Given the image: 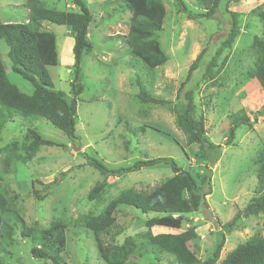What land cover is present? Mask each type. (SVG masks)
<instances>
[{
    "label": "rangeland",
    "instance_id": "rangeland-1",
    "mask_svg": "<svg viewBox=\"0 0 264 264\" xmlns=\"http://www.w3.org/2000/svg\"><path fill=\"white\" fill-rule=\"evenodd\" d=\"M80 1L92 18L87 31L91 49L81 57L76 81L82 92L76 98L75 140L42 118L27 121L17 118L5 126L0 146L13 141L20 143L28 128L60 146L41 147L25 165L0 160L5 178L2 186L14 209L31 227L45 229L59 220L68 225L62 253L65 264H105L98 256L93 236L81 227L78 219L90 212H101L124 189L149 188L173 174L168 165L158 164L104 179L87 165V160L95 159L107 169L118 170L143 158L169 157L195 178L198 187L205 189L206 205L197 213L186 215L183 222L174 219V228L151 231L144 227V222L160 215L118 207L117 228L103 236V243L108 247L126 240L134 242L137 249L125 264H180L172 255L149 244V237L156 234L191 230L194 240L190 247L201 261L209 258L223 241L217 264L251 237L264 238V218L242 214L249 200L258 195L255 160L264 150V91L247 74L254 62L249 46L253 37L264 34L252 11L264 10V0H222L209 19L197 16L203 11L195 6L194 0H182L186 12H178L174 0H161L166 16L155 38L168 60L154 72L130 55L124 38L130 13L121 0ZM25 3L26 0H0V24L25 23ZM41 6L59 12H78L72 0H43ZM228 11L238 14V36L216 80L206 82L203 79L206 66L231 28ZM40 25L36 30L54 34L59 55V64L47 67L53 90L70 99V86L75 78L73 39L65 26L46 22ZM200 53L198 68L189 75V67ZM0 57L9 80L25 94H31V84L12 71L4 42H0ZM148 82L150 93L168 104L140 103L137 99L140 85ZM186 95L192 98L198 115L204 119L209 142L221 147L213 166L199 159L198 145L188 146L187 136L178 126L177 110L185 105ZM140 127H144L143 132H139ZM230 129H233L231 139ZM35 180L50 187L44 191L35 182L32 186ZM102 181L106 182L105 194L101 200L90 202L88 192ZM36 191L43 200L36 198ZM30 249L29 241L17 238L7 248L8 254L1 257L6 264H45L33 259Z\"/></svg>",
    "mask_w": 264,
    "mask_h": 264
},
{
    "label": "trees",
    "instance_id": "trees-1",
    "mask_svg": "<svg viewBox=\"0 0 264 264\" xmlns=\"http://www.w3.org/2000/svg\"><path fill=\"white\" fill-rule=\"evenodd\" d=\"M43 0H26L25 8L27 20L23 24H0V42L7 47V57L12 63V71L32 86L31 94H25L17 85L12 83L7 75L6 68L0 57V136L8 123L15 119L34 120L42 118L53 127L61 131L70 140L74 137V121L77 109L76 98L81 94L82 87L76 84L80 73L81 57L90 52L87 41L88 26L92 21L88 9L80 0H72L78 9L73 11H55L41 6ZM129 11L127 33L124 36L130 48L132 59L139 60L147 70L154 72L163 66L168 58L162 51L159 41L155 38L157 32L162 30L166 10L161 0H121ZM178 12H186L182 0H174ZM222 0H194L195 6L203 11L198 17L209 19L213 16ZM258 1V0H257ZM262 25L264 32V10L252 11ZM231 28L226 38L220 43L209 60L203 79L214 82L228 60V54L238 36V14L229 12ZM65 26L69 36L73 39V73L74 82L70 86V99L53 90L47 73V67L59 64V55L56 48L55 36L48 31H38L40 23ZM254 58L253 66L248 71V77L256 80L264 91V34L253 37L249 46ZM202 59L200 53L191 63L189 75L198 68ZM132 65V62L131 64ZM133 68V67H132ZM138 80V79H137ZM139 82V81H138ZM138 84V83H137ZM147 85H140L137 99L142 105L165 106V100L155 97L148 90ZM186 103L177 110L179 114L177 123L187 136V145H198V157L209 166L215 165L220 157L221 147L209 142L204 125V119L198 115L192 98L185 96ZM251 126L248 120H245ZM144 127L138 128L143 132ZM229 139L232 138L233 129H230ZM227 145L230 143L227 141ZM60 147L53 142L42 139L33 129L28 128L20 143L13 141L0 146V160L5 163L27 164L41 147ZM21 150L23 154H21ZM158 164L168 165L172 177L159 182L149 188H127L116 194L105 204L102 211L94 214H85L78 219V223L90 233L96 245L98 256L105 264H125L137 249L134 242L126 240L121 245L106 247L103 236L113 233L117 228L115 212L120 206H126L140 211L142 214L153 213L160 215L144 222V227L151 231L160 228H174V219L183 222L186 215L197 213L206 205L205 189L198 187L195 178L187 171L181 170L172 158H143L127 168L110 170L95 159L87 160V165L95 169L106 179L110 176L139 172ZM257 196L252 197L242 214L245 217L264 218V150L255 160ZM4 171H0V264H6L2 255L8 254L7 248L15 244L17 238L29 241L30 255L33 259L44 261L45 264H65L62 253L66 246V230L68 225L63 221H55L48 228L38 229L26 224L17 209L9 202L6 190L2 186ZM37 183L46 191L50 184ZM209 182L206 186L209 187ZM32 188V187H31ZM106 182L97 183L87 194L92 202L101 200L105 194ZM33 190V189H32ZM37 191L35 192L36 195ZM41 201L43 196L36 195ZM239 214V213H238ZM236 214V217L238 216ZM165 216H169L168 219ZM173 219H172V218ZM235 217V218H236ZM231 223L227 227L231 226ZM192 231L182 233H162L150 236L148 242L162 253L172 255L180 264H217L219 253L223 245L221 241L212 255L201 261L191 249ZM190 238V239H189ZM221 264H264V238L258 235L251 237L243 244L238 245L221 262Z\"/></svg>",
    "mask_w": 264,
    "mask_h": 264
}]
</instances>
